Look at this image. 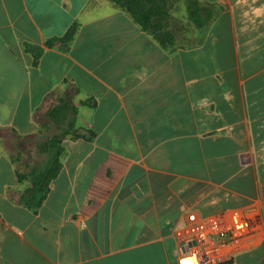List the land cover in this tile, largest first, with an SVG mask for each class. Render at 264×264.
<instances>
[{
  "label": "crops",
  "instance_id": "0c3cea01",
  "mask_svg": "<svg viewBox=\"0 0 264 264\" xmlns=\"http://www.w3.org/2000/svg\"><path fill=\"white\" fill-rule=\"evenodd\" d=\"M198 1L212 17L178 0L166 50L111 0H0V264H178L189 214L233 213L250 228L221 264H264V0ZM74 25L67 50L46 44ZM69 90L76 131L30 208L14 147L55 134Z\"/></svg>",
  "mask_w": 264,
  "mask_h": 264
},
{
  "label": "trees",
  "instance_id": "16d2710c",
  "mask_svg": "<svg viewBox=\"0 0 264 264\" xmlns=\"http://www.w3.org/2000/svg\"><path fill=\"white\" fill-rule=\"evenodd\" d=\"M123 10L130 13L134 20L140 25L143 31L150 34L166 50L175 49V32L169 28L168 20L170 9L174 1L178 0H111ZM189 19L198 27L212 17L209 12L206 18L201 16V11L205 8L198 0H187ZM76 32V26H72L62 37L49 39L46 44L52 45L59 41L60 48L67 50ZM26 49L39 57L42 49L36 45L28 44ZM76 91H67L64 98L54 103L48 113V122L58 131L57 134L39 139L36 141L38 154L46 156L45 164L35 167L25 174H19V179L29 178L32 187L25 191L21 200L30 208L37 209L48 196L51 181L57 177L62 168V157L67 151L66 145L58 139L61 134H74L78 123L79 105L75 101ZM80 104L88 105L87 101Z\"/></svg>",
  "mask_w": 264,
  "mask_h": 264
},
{
  "label": "built area",
  "instance_id": "2783aa9c",
  "mask_svg": "<svg viewBox=\"0 0 264 264\" xmlns=\"http://www.w3.org/2000/svg\"><path fill=\"white\" fill-rule=\"evenodd\" d=\"M189 224L177 232L181 252L178 264H188L192 257L196 264H221L224 258L221 245L232 243L248 232L250 223L233 213L226 223L213 220L204 224L195 214L188 215Z\"/></svg>",
  "mask_w": 264,
  "mask_h": 264
},
{
  "label": "rangeland",
  "instance_id": "374dc122",
  "mask_svg": "<svg viewBox=\"0 0 264 264\" xmlns=\"http://www.w3.org/2000/svg\"><path fill=\"white\" fill-rule=\"evenodd\" d=\"M177 1H174V3L173 4H175ZM170 18V17H169ZM168 24H169V20H168ZM170 28V27H169ZM76 131V130H75ZM57 130H55V134H57ZM54 134V135H55ZM61 135H66V134H61ZM60 136V135H59ZM38 141V140H37ZM67 147V146H66ZM17 149V150H20V153H30L31 155H32V159H33V161L32 162H30L28 165H29V167L27 168L28 170L26 171L27 173L29 172V171H31L32 169H33V167H31V164H37L36 165V168L37 167H41V166H43L44 164H45V160H46V156H44V155H39L38 153H37V150H36V146H35V143L33 144V145H31V147H30V145H28V143L25 145H20V144H18V145H16L15 147H14V149ZM15 149V150H16ZM42 156H44V160H41V158L40 157H42ZM37 160V161H36Z\"/></svg>",
  "mask_w": 264,
  "mask_h": 264
},
{
  "label": "clouds",
  "instance_id": "9594fccd",
  "mask_svg": "<svg viewBox=\"0 0 264 264\" xmlns=\"http://www.w3.org/2000/svg\"><path fill=\"white\" fill-rule=\"evenodd\" d=\"M188 264H196V258L192 257L190 261H188Z\"/></svg>",
  "mask_w": 264,
  "mask_h": 264
}]
</instances>
